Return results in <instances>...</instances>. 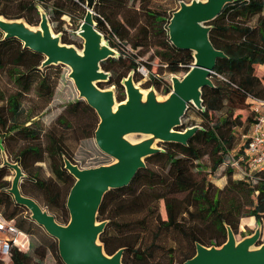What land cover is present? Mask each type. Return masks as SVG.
<instances>
[{
  "label": "trees",
  "instance_id": "obj_1",
  "mask_svg": "<svg viewBox=\"0 0 264 264\" xmlns=\"http://www.w3.org/2000/svg\"><path fill=\"white\" fill-rule=\"evenodd\" d=\"M51 1L0 0V15L7 19H22L29 25H39L43 12L51 17V24L67 13H80L82 18L85 17L83 5L86 0H55L52 2L54 7L49 8L47 4ZM137 1L140 2L139 10L128 7L127 0H97V15L94 16L97 29L111 43L113 39L108 35L107 23L111 24L113 36L119 35L122 39H125L122 36L125 24L135 31L136 43H132L135 49L160 46L162 50L157 49V55L167 64L168 70L171 73H187L194 62V53L178 49L171 43L168 25L172 16L152 8L151 0ZM109 3L115 4L110 8H123L124 24L116 25L113 18L102 10ZM254 19L256 22L252 24ZM209 25L213 46L226 55L217 61L212 76L214 86L203 89L204 108L196 110L209 125H196L199 129L186 145L163 142L164 149L146 158L150 164L161 163V171H153L146 168V165L129 185L110 190L100 207L98 221L107 222L100 240L110 255L119 249L125 250L123 264H163L161 259L174 264L179 253L183 264L196 255L198 244L206 247L223 245L225 240L207 242L205 235L208 227L214 228L218 234L222 233L225 238L228 227L233 230L238 228L240 218L255 216L259 223L264 218V171L254 176L257 184H254L253 179L232 180L229 177L228 190L247 197L258 192L256 200L252 199L250 204H241L222 199L220 194L223 190L215 188L208 181L197 163L203 156L209 155L213 161L212 169L216 171L224 163L226 155L239 144L234 129L244 127V135L247 136L255 122L254 112L245 123L240 114L236 117L235 114L238 110L252 107L250 98L264 100V76L259 77L257 74L258 67L264 64V0H233ZM55 31L59 32L56 28ZM31 58L38 61L31 64ZM44 61L42 54L25 48L18 38H4L0 32V73L7 72L17 88V92L6 99L0 85V103L6 100V105L0 104V212L8 220H15L16 225L25 232H30L24 225L28 221L30 227L38 224L31 219L30 213L28 218L19 220L28 209L16 203L9 192L11 182L6 178L11 168L1 162L2 152L8 158L15 159V162L9 160L18 163L26 174L22 183L23 195L47 207L60 224H67L70 220L67 200L76 181L65 168L66 159L73 162L66 144V135L48 132L45 134L46 145H41L45 130L41 128L40 120L35 118L49 105L56 88V84L50 83L44 76L43 70L52 66L42 67ZM114 61L110 58L102 62V67L109 71V64ZM134 69H137L136 64ZM154 81L157 83V80ZM107 84L119 86L120 81L113 80L112 76ZM98 85L103 87L102 83ZM160 88L157 86L158 90ZM33 89L43 101L35 110L24 111L22 105ZM171 91V86H168L166 93ZM124 99L123 95H118L119 101ZM79 110L94 112L82 99L71 104L60 121H64V118L66 120L67 115L75 116ZM217 112L222 114L214 121L212 117ZM24 114L27 118L21 121ZM188 116L187 113L183 121ZM184 128L183 123L177 130L182 131ZM19 140L28 143L14 151V145ZM47 160L53 177L42 179L39 175L31 176L28 170L31 161L38 163ZM229 173H232L231 170ZM161 200L165 202L166 219L159 213L158 203ZM183 240L186 246L182 249ZM112 241H117L118 247L109 252ZM171 241H174L173 245H170ZM55 255L58 264H64L58 250ZM45 256V251L36 250L38 264H42ZM32 262L33 257L29 253L16 248L13 250L12 264ZM0 264H3L1 259Z\"/></svg>",
  "mask_w": 264,
  "mask_h": 264
},
{
  "label": "water",
  "instance_id": "obj_2",
  "mask_svg": "<svg viewBox=\"0 0 264 264\" xmlns=\"http://www.w3.org/2000/svg\"><path fill=\"white\" fill-rule=\"evenodd\" d=\"M232 1L208 0L206 4L193 1L183 4L173 13L168 26L170 41L178 49L192 51L194 62L182 79L174 77L173 89L165 104H157L155 97L149 94L146 108L142 107V94L132 81L126 83L128 100L125 104L117 103L112 91L98 87L99 83L108 80L101 64L111 57V52L103 46V36L94 19L96 0H86V15L78 31V35L85 40L83 57L53 34L46 13H42L40 23L42 35L34 34L23 26L3 22L5 19L0 21V29L6 38L16 37L24 43L25 48L45 57L42 67L64 64L71 68L70 77L74 79L81 99L100 117L96 131L97 145L117 161L110 166L80 169L65 160L66 168L76 181L67 200L70 221L67 225H61L36 200L22 194L20 183L25 177L23 169L5 160V164L16 171L10 193L16 203L30 211L31 219L58 241L59 255L64 264H123V250L106 257L96 246L105 227V223H98L99 210L110 190L129 185L138 171L146 167V158L161 150L152 148L148 143L133 146L123 136L140 133L153 135L160 142L188 143L199 127L185 131L177 129L183 126L190 105L201 110L204 108L203 89L214 86L212 76L217 61L226 56L213 46L209 24ZM23 23L21 25H28ZM115 107H118L116 111ZM260 239L261 232L236 244L233 232L229 230V239L221 249L198 244L196 255L184 264H264V243L257 251H250L258 246Z\"/></svg>",
  "mask_w": 264,
  "mask_h": 264
},
{
  "label": "rangeland",
  "instance_id": "obj_3",
  "mask_svg": "<svg viewBox=\"0 0 264 264\" xmlns=\"http://www.w3.org/2000/svg\"><path fill=\"white\" fill-rule=\"evenodd\" d=\"M54 1L55 0H52L49 4H47V6L49 8H53L54 5L52 2ZM127 1H128L127 2L128 7L133 8L135 10H139L140 7L139 1L137 0H127ZM193 1H197L203 4H206L208 2V0H151L150 6L154 9L164 12L165 14H167V16L171 17L173 13L178 11L183 4H191ZM107 5L108 6L106 8L104 7L102 10L106 12L108 16L110 15L113 18L116 25L124 24L123 8L117 6L110 8L109 6L115 5L114 3L111 4L109 3ZM83 8L85 9L84 5ZM85 13H86V9H85ZM0 17L2 19H6L4 16H0ZM20 21L25 22L24 20H20ZM82 22H83V18L81 17L80 13L79 14L67 13L63 17H61L60 20L50 24L53 30V34L59 37L64 45H67L70 48H75L77 51H83L85 47V40L83 37L78 35V31L81 28ZM255 22L256 19L253 20L252 24H254ZM29 26L33 28L40 27V25H29ZM107 27L109 30L108 35H110V37H112L113 39L111 43L109 42L108 39H106L103 33H101L99 30L98 31L103 36V46L106 47L111 52V57H109L108 59L113 58L115 61L109 64V67L111 68V70L109 71L105 70L101 64L102 71L108 75L107 77L108 80L101 82L103 84V87H100L99 85L98 87L104 91H112L115 95L117 103L125 104L128 100L126 83L127 81H132L139 92H144L153 95L155 97L156 103L159 105L165 104L169 100L172 92L171 91L170 93L167 94L166 90L168 89V86H171V89H173L174 77L178 79H182L186 75V73L183 71L178 73H171L168 70L167 64L161 59V57L157 55V49L162 50V47L158 46V40H157L158 47H156L155 45H150L149 47L146 46L144 49L141 48L135 49L132 45V43H136L135 34H134L135 31L133 29H129L124 24V29H122V36H124L125 39H122L121 36L119 35L113 36L110 23H107ZM55 28L58 29L59 32H56ZM0 32L4 34L2 30H0ZM63 40L65 42H63ZM37 61L38 59L35 58L32 60L31 58L29 62H31V64H35ZM135 64L137 65V69H134ZM43 72H44V76L48 78L50 83L56 84V88H55L54 96L51 102L49 103V105L43 111H40L39 115L35 118L37 120H40L41 128L45 130L43 134L44 138H42L41 140V145L43 147L46 145L45 134H47L48 132H54L58 134L64 133L66 135L67 147L73 159L72 163L78 166L80 169H90L102 165L110 166L116 164L117 161L112 157H110L109 155H107L106 153H104L97 145L96 131L100 124V117L94 109H93L94 112L87 110H79L75 116L67 115L66 120L64 118V121L63 119L62 121H60L61 116L71 104H75L77 101L82 100L80 97V91L77 89L74 79L70 77L71 68L64 64H57V65L55 64L52 65L49 69L43 70ZM259 72L257 70V74H260ZM112 76H113V80L117 82L120 81L119 86L107 84L112 78ZM154 80H157V83H155ZM0 85L3 95L5 96L6 99H8L10 95L17 92L16 85L14 84L12 78L7 72L0 73ZM120 86H122V88H119ZM157 86L161 87L160 90L157 89ZM118 95H123L125 99L119 101ZM42 101L43 100L38 97L36 90L33 89L30 92V94H28L27 99L24 101L22 107L24 111L35 110L41 105ZM0 104L6 105V100L1 101ZM147 106H148V99L145 101L142 107L146 108ZM196 110L197 107L191 105V108L189 109V111H187L189 116L186 120L183 121L184 127L186 128H184L182 131L188 130L189 128H192L196 125H203V124L209 125L208 122L206 123L202 120V118L197 113L198 110L197 111ZM252 112H253L252 107H248L247 109L236 111L235 117L240 114L242 116V121L245 123L247 118L250 116V114H252ZM221 114H222L221 112L214 113L212 117L214 121H216ZM26 118L27 116L24 114L23 116H21L20 120L24 121ZM29 124L30 122L28 123V125ZM234 133L236 137L239 139V144L235 148L238 149L241 146V144H243L246 140L244 135V127H236L234 129ZM123 139L133 146L148 143L151 145L152 148L155 149L159 148L162 150L165 148L164 143L158 141L157 138L153 135L130 133L124 135ZM16 143L17 145H14V151L22 149L25 143L28 142L19 140ZM231 152L232 151H230L226 155L225 161L229 160L230 158L229 156ZM3 156H5V154ZM9 159L12 162H15L14 161L15 159H11V158ZM5 160L8 161L7 158ZM2 161L3 159L1 158V162ZM145 163L147 165L146 168H150L153 171H161V163L157 162L150 164L149 162H146V160ZM197 163L200 164L199 168L202 169L203 171L202 174H204L207 177L208 181L212 182L215 188L219 190H223L220 196L225 201L228 202L236 201L241 204L242 203L250 204L252 199L256 200V196L258 195V192H256L251 197L250 196L247 197V195H241L238 192L228 190L227 183L230 176L232 177V180L243 179V177L241 176L238 170L226 166L223 163L216 171H213L212 169L213 161L209 155L203 156ZM28 170L31 176L39 175L42 179H49L53 177V173L51 171L50 163L48 160L46 162H38V163L31 161ZM230 170L232 173H229ZM163 172L166 173V170H163ZM15 174L16 171L11 170L9 176L6 179L12 183ZM253 181L254 184H257L255 183L257 182V179H253ZM155 192H157L156 189ZM158 204H159V213L161 217L163 219H166L167 212H166L164 200L159 201ZM42 207L51 214V212L48 210L47 207L45 206ZM247 208L250 207L248 206ZM28 213H30V211L24 212L23 215L19 217V220H22V218L24 217L28 218L29 217ZM252 219L254 220V222H251ZM98 223L99 224L105 223V227L107 225V222H98ZM67 224H61V225H67ZM24 225L27 229H30V232H28L27 230L26 232L24 231V233H27L29 235L28 236L29 248L25 249L26 250L25 253H29L30 255H32L33 257L32 264H38L36 262L37 260L36 250L40 252L42 251L46 252V256L41 261L42 264H58V260L55 255L56 250H58L59 253L58 241L52 236H50L46 232V230L43 227H40L39 225L30 227L29 221ZM229 230L233 232V235L236 240V244H239L243 240L251 238L254 235L259 234V232H261V239L258 243V246L252 247L250 249L251 252L257 251L260 248V246L264 243V218L262 222L259 223L255 216H244L240 218L238 228L236 230H233L231 227H228V235H226L225 238L222 236V233L218 234L217 231L214 230V228L208 227L206 230L205 238L209 243H215L218 240L220 241L225 240V242L223 243L224 245L229 239ZM211 239H213L212 242ZM171 242L172 243L170 245H173L174 241ZM117 245H118L117 241H112V246L110 247L109 252H111V250H115L118 247ZM223 245L219 247L210 246L208 248L216 247L217 249H221ZM96 246L98 248H101L103 254L106 257H111L114 255V254L110 255L106 251L105 245L100 240V237L96 242ZM181 246L182 249L186 246V242H184V240ZM119 250H123V256H122V263H123L125 250L123 248ZM181 258H182L181 253L176 255L175 257L176 260L174 264H182ZM132 261L134 260L132 259ZM161 261H163V264H168L169 262L167 259H161ZM2 262L3 264H12V255L10 259L2 260Z\"/></svg>",
  "mask_w": 264,
  "mask_h": 264
},
{
  "label": "built area",
  "instance_id": "obj_4",
  "mask_svg": "<svg viewBox=\"0 0 264 264\" xmlns=\"http://www.w3.org/2000/svg\"><path fill=\"white\" fill-rule=\"evenodd\" d=\"M255 122L245 142L230 153V158L224 165L238 170L243 179H254V176L264 171V100L250 98ZM28 234L24 233L15 220H8L0 212V259L11 258L16 248L22 252L29 248Z\"/></svg>",
  "mask_w": 264,
  "mask_h": 264
},
{
  "label": "bare ground",
  "instance_id": "obj_5",
  "mask_svg": "<svg viewBox=\"0 0 264 264\" xmlns=\"http://www.w3.org/2000/svg\"><path fill=\"white\" fill-rule=\"evenodd\" d=\"M1 20H3V19L0 17V21H1ZM3 22H8V23L11 24V25L23 26L25 29L31 31V32L34 33V34H40V35L43 34L41 27L33 28V27L28 26V25H26V24H25V25H21V24H24L22 21H8V20L6 21V20H5V21H3ZM102 44H103V42H102ZM79 54H80L82 57L84 56V52H83V51H79ZM77 89H78V88H77ZM141 94H142V97H141V103L144 104L145 101L147 100L149 94H148V93H144V92H141ZM117 108H118V107H115L114 110L116 111ZM251 222H254V220L252 219Z\"/></svg>",
  "mask_w": 264,
  "mask_h": 264
},
{
  "label": "flooded vegetation",
  "instance_id": "obj_6",
  "mask_svg": "<svg viewBox=\"0 0 264 264\" xmlns=\"http://www.w3.org/2000/svg\"><path fill=\"white\" fill-rule=\"evenodd\" d=\"M96 4H97V0H96ZM84 7H85V9H86V4L84 5ZM95 7H96V5H95ZM45 13V12H44ZM85 15H86V13H85ZM95 15H97L96 14V12H95ZM1 16V15H0ZM48 16V15H47ZM49 17V16H48ZM85 18V17H84ZM84 18H83V20H84ZM7 19V18H6ZM5 19V20H6ZM20 20H22V19H9L8 21H20ZM41 21H42V16H41ZM41 21H40V23H41ZM49 21H50V18H49ZM27 23V22H26ZM40 23H39V25H40ZM51 23V22H50ZM28 24V23H27ZM29 25V24H28ZM1 30V29H0ZM4 33V32H3ZM6 34L4 33V38H6V36H5ZM11 38V37H10ZM14 38H16V37H14ZM23 43V42H22ZM24 44V43H23ZM5 154V156H3ZM7 158V160L9 161V158H8V156H7V154L3 151L2 152V158H3V162H4V164H5V159ZM10 162V161H9ZM11 163V162H10ZM12 164H18V163H12ZM6 165V164H5ZM19 165V164H18ZM6 166H9V165H6ZM10 168H11V170H13L14 171V169L11 167V166H9ZM65 168H66V165H65ZM67 169V168H66ZM68 170V169H67ZM69 171V170H68ZM24 172V171H23ZM69 173H71L70 171H69ZM25 174V173H24ZM16 175V174H15ZM25 176H26V174H25ZM24 179H25V177H23L22 178V180H21V183H20V188H21V192H22V183H23V181H24ZM13 183V182H12ZM12 183H11V187H12ZM11 189V188H10ZM9 189V190H10ZM10 192V191H9ZM12 194V193H11ZM23 194V193H22ZM13 195V194H12ZM25 196V195H24ZM14 197V196H13ZM27 197V196H26ZM30 198V197H29ZM15 199V198H14ZM33 199V198H32ZM35 200V199H34Z\"/></svg>",
  "mask_w": 264,
  "mask_h": 264
},
{
  "label": "crops",
  "instance_id": "obj_7",
  "mask_svg": "<svg viewBox=\"0 0 264 264\" xmlns=\"http://www.w3.org/2000/svg\"><path fill=\"white\" fill-rule=\"evenodd\" d=\"M258 72L260 73V74H258L260 77H263L264 76V64L263 65H260L259 67H258ZM240 177V176H239ZM241 178V177H240Z\"/></svg>",
  "mask_w": 264,
  "mask_h": 264
}]
</instances>
